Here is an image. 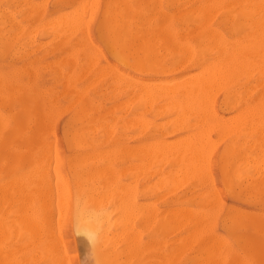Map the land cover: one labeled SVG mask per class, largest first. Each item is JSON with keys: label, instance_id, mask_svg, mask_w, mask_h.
<instances>
[{"label": "rangeland", "instance_id": "rangeland-1", "mask_svg": "<svg viewBox=\"0 0 264 264\" xmlns=\"http://www.w3.org/2000/svg\"><path fill=\"white\" fill-rule=\"evenodd\" d=\"M35 1H40V2H35ZM77 1L78 0H45L46 2L45 4L43 3L44 2L43 0H0V12L2 10V13H1L2 17L0 14V19H1L0 21V26H1L0 27V35H1L0 37L1 38L0 39V62H1L0 63V113L8 120V122H13V123L21 122V125L25 127V131L28 132L30 135L29 140L27 142L26 140L25 141L20 140V141L15 142L16 145L13 146V150L15 152L14 154L12 155H6L5 153L0 154V187L4 186L6 187V190L7 188L9 189L11 188V190L8 189L7 191L9 196L6 195L5 196L7 197L6 199L0 193V202H2V205L0 203L1 205L0 207V211H1L0 220L1 221L0 222L2 223L6 222L5 224H6V232H7L6 233L7 239L5 238L4 242H2L3 243L2 246H0V264H55V263L60 264V262L61 264L62 262L64 263L69 262L67 264H95L94 258L91 255V244L88 241V239L84 235L74 236L71 231L72 213L66 211L67 204H68L67 200L68 199L70 200V198H68L67 195H64L65 193L64 194L58 193L56 195H53V199L54 197L55 199L53 200L50 198L52 201L46 200L47 202L49 201L52 204L53 201L55 200L57 201L58 199L57 196H60V197L63 196L60 199L62 200L64 199L63 201H65L63 204L64 207H61L59 205L61 208H63V211L58 208L59 206L57 207V209H59V212L60 210L62 212V216H61L62 219L60 218L61 220L59 221L58 220L53 221L50 219L51 221H49L50 223L53 222L54 224H56L57 227H58L57 225L58 222L61 221L60 222L61 225L59 224L60 226L58 227L59 231L58 229H56L57 228L56 227L55 229L58 232H56L55 229L52 228V233H51L52 236L54 234L53 231L57 233L55 234L59 238L58 242L60 243H57V239L55 235V238L53 239L54 241H56V243H54L52 236H51L52 240L50 241L51 243H54V244H50V245L51 246L53 245L55 248H58V250H55V253H57L58 255L60 254V252L62 253L63 251V253L65 254H62V255L66 256V257L63 256L65 260L61 259L62 256L60 254L59 256L56 255L57 256L56 260H58L56 261L55 260L56 257L53 258L54 251L50 252L47 250L48 252L52 253L51 255H48L50 253H48L47 251L46 252L41 251L44 249L42 248L43 246L41 243L40 236L39 235L33 236L32 234H28L29 232L23 231V229L20 228L21 222L19 220L24 215V211H25L26 204H27L26 198H24L26 196V191H24L25 193H23L20 187L22 186L23 183L24 184L28 183L30 185L29 186L30 188L34 187L33 190H35L36 186H37L36 189L40 190L38 184L40 181L41 171H37V170L38 169L41 170V168L47 167V166H49L48 167L49 170L51 169L50 171L52 175L55 176V179L57 175L59 174L58 175L59 178L58 177L57 178L61 179L59 181H61L64 187L63 191L65 190L70 191L73 200H74L75 195L79 191L87 192L92 197L95 196V198L98 195L97 196L98 199L96 198V201L98 203L107 205L112 208L113 214L111 216L109 228L112 232L113 244L115 246L114 245H113L114 247L111 246V250L112 251L116 250L118 253H120L121 258L119 259L121 261V264H162V261H163V264H206V263L207 264H239V263L240 264H264V206H260V205H264V155H263L264 154V140H263L264 139V134H263L264 133V106L263 107L259 106L261 104L260 102H264V76L260 74L259 70L254 71V73L252 72L253 73L252 75L250 74L247 75L246 72L241 70V73L239 72L238 77L234 81H232V83L226 86L223 85L224 88L222 87V85L219 86V88L216 87L215 90L213 89L210 92L211 97H214L215 95L213 94L216 93L214 100L213 99L211 101L209 100V102L211 104L213 103L212 106L216 110L218 118L220 116L219 120L222 123H219V124L217 123L214 125L212 123H209V121H207L206 119L200 116L191 115L189 116L188 126L183 127V126L178 125V123L175 124L176 117L174 116L176 115L172 114V112H166V113L163 112L162 114L161 113L162 111L159 110L160 108H156V109L140 108L138 104V99L134 95V89H135L134 86L136 84V80L142 79V78L145 79L147 77L144 76L139 71H137L134 68V66L129 65L125 63L124 61H122V58H120V55L118 56L115 50H113L110 46V43H109L110 41H109L107 30H106V25L103 22H106V13L108 11H111L112 8L116 6L118 0H113V1L94 0L92 1V3L96 1V3H93L96 5H94L95 10L92 9L94 12L92 11L93 16L89 18L91 19L90 21L88 20L89 22L86 21L89 15L87 14V17H85L86 16L85 13H87L86 10L88 11V13L89 12L91 13V10H88V8L91 9L89 7L91 5L88 6L84 4L85 7L87 6L88 8L86 7L87 9L85 10V8L83 7L85 11H81V12L80 10H78L80 13H82L81 14L83 15L82 17H84V19H80V18L79 19L84 20L88 22L89 24L85 25L84 23L85 25L84 26L83 23L81 25L80 24L81 22H79V27L77 25H76L77 27L76 26L74 27L76 28L74 29L75 31L71 32V30L73 29L72 28L68 29V26H66V23H65L66 27L64 30L61 29V27H63V24L60 28H58L59 30L61 29L60 31H58L57 29L51 30L53 27L48 26L50 24L52 25L53 22L51 21L54 18L58 19L56 21H59L62 15L68 16L67 14L68 10L70 12L72 9L74 10V8L76 10L81 0H79L78 2ZM88 1L86 3L91 4V1L90 3H88ZM107 1H108V4H107ZM81 3H84V1L83 2L81 1ZM104 3L108 7L107 6L105 7ZM166 3H167V0H164V4ZM199 4L200 3H195V2L193 3V1L188 2V0H179L177 5L178 6L182 5L183 8H186V9L188 8L189 10L191 8L193 9L196 8ZM30 5H31V9H30ZM112 5L113 7H111ZM3 6H5V8ZM50 6L54 8H51ZM79 6H82V5H79ZM233 7H237V6H234L233 4L232 9ZM25 8L29 9L30 13ZM53 9L54 10L56 9V10L54 11ZM218 10L216 9L213 15V19H212L213 26L218 31L222 32V34L225 36V40L227 43L237 44L238 42V44H240L241 42H243V44H245V41L242 40L240 33L236 31L238 24L234 26V22L231 19L232 10H229L228 8H224L223 10L222 5L218 6ZM78 11L76 10L75 13L76 12L79 13ZM70 12H68L69 13L68 17H72L73 14L74 16L78 15L77 13L76 15L75 13L70 14ZM60 13H64V14L60 16ZM58 14L60 17L58 16ZM57 16L58 18H56ZM3 17L4 19H2ZM45 17H46V20H45ZM7 18H8V21H7ZM63 18L64 17L62 16V20ZM1 22L4 24L1 25L2 24ZM59 24H57L58 26L56 27H59L60 26ZM53 25H56V23ZM36 28H39V30ZM67 29L70 30L69 34H68ZM54 33L57 35V37L56 35H54ZM85 33H87V35ZM12 34H14L13 37H12ZM29 35H31L32 37ZM53 36H55V38ZM232 39H233V42H232ZM21 41H24V42H21ZM59 42L60 43L62 42L61 45L59 44ZM94 47L99 49V52L98 50H95L96 48ZM88 57L91 58V60L94 62L90 61ZM80 61L81 62L83 61V62L81 63ZM182 65L183 64L176 65V70L172 71V74L174 75H170L171 77L161 76L159 78H154L153 79L154 82L166 81L168 79H172L176 77H179V78H183L184 76L191 77L194 75V73L196 74V72L197 73L199 72V69L195 68L194 66L185 67L184 65L183 66ZM112 67H114L116 71H112V69L114 70V68ZM110 68L112 69L110 70ZM107 69H109L111 73L109 72V70L107 72ZM117 73H119V75ZM118 76L121 77L120 79L122 80H119ZM130 76L133 79H130ZM255 76H256V79H255ZM96 77L99 79H97ZM246 77L247 78L250 77V78L247 79V81H245ZM93 79L95 80L94 82H93ZM125 80H127V82H125ZM133 80L135 81L132 82ZM127 83L128 85H126ZM89 84H91L90 87L86 86ZM246 85L248 86V88ZM258 88H259V91H258ZM120 89L122 90V92L120 91ZM79 90L80 91L82 90V91L80 92ZM213 91L214 92L216 91V92L213 93ZM211 97H208V99H211ZM129 98L132 99L131 101L133 103H131ZM125 100L127 102H125ZM86 101L94 105L93 107L96 112H95V120L93 122H88V121L85 122L79 118L81 116L80 114L82 113V111L80 110ZM229 105L230 106L232 105L234 107H230ZM73 110L74 112L72 113ZM239 111H241L242 113L241 112L239 113ZM235 113L237 114L238 117L234 115ZM229 116L230 118L233 117L232 120L229 118ZM221 118H222V121H221ZM224 118H225V121L223 120ZM258 118L259 120H257ZM166 120H169L167 124H166ZM142 121L146 123L145 126H142L141 124H139V123H142ZM229 121L231 122V124ZM240 121H243L244 123L243 122L240 123ZM225 122L227 124L229 122V126L232 127L233 129L232 128H231L232 130L229 129L230 127L227 126ZM238 122L240 125H238ZM232 123L235 127L232 126ZM217 125L218 126L221 125V126L218 127ZM208 126L213 128L212 129L213 131L210 130ZM213 126H215L216 128ZM207 127L210 130V132L212 131L211 133L207 131L210 134L208 136H210L209 138L212 141V147L208 143V141L211 142L210 139L209 138L206 139L204 136L203 142H202L204 144L202 145H204L206 149L208 148V150L210 151V158H209V162L207 159H204L205 161L206 160L207 161L205 162L201 160V163L202 162L208 163L207 167L209 168H206V164H203V165L201 164V166H203L204 168L202 169V167H200V170L198 168V170L196 171L197 167H195L194 169L195 172H194V170L190 168V166H188L187 163H184L186 165H184L183 167L184 168L185 166L189 167L192 174L191 173L188 174V172L186 171L187 168L185 169V171L182 168L184 171V174H186L187 172L186 182L184 178H183L184 184L180 183L179 181L176 182V180H174L175 183L179 182L181 186L179 185L180 186L179 187L178 185H176L177 186V189H176L174 188L175 187V184H174L173 186L174 191L173 189H171L173 192L170 189H168L167 191L166 189L170 187L168 186L170 185L169 182H172L171 179H170L171 181H169V179L167 178L169 177V175H173L172 173H174L175 168L177 169L179 165L180 166L183 165V163H181L183 161L176 160L178 161L179 164L175 161L176 157L173 153H171L169 149L173 147L174 144L177 146L180 144V143L178 144L175 143L176 141L178 142L181 140V142H183L184 140H187V139L189 140L194 139V137H195L194 140H196L197 145L199 146L198 140L200 141V138H202L204 135L203 133H201L203 135H200V132L202 131V129H204V133H205L206 130H208ZM214 128L216 131L214 130ZM79 131H84L88 138L87 144L81 147L76 145V136H77L76 133H78ZM227 131H228V134H226ZM194 132H196V134ZM259 132L260 133L262 132L261 133L262 135ZM193 133L194 135H192ZM115 139L117 140L115 141ZM140 139H143V141H141ZM172 141H174L173 144H172ZM53 142H54V145H53ZM150 143L153 144L152 153H153L154 148L155 149L158 148L157 146L158 143H163V144L166 143L167 145L166 147H169V149L167 148V150L164 149L167 151L166 152L167 155L165 154L163 150L164 154L163 153L162 154L164 156H162L161 153L160 154L158 153L160 155L159 156L157 154L158 151L154 150L156 151V153H153L152 155H150L152 157L151 159L148 157L145 158L143 156L142 158H140L141 155L137 153V150L139 149V147L145 144H150ZM249 143L252 146H250ZM12 144L13 143H9V142L8 144L0 143V151L3 150L4 148L11 147ZM195 146L196 144L194 145V147ZM201 147L202 146H200V148ZM52 148H54V150ZM248 148H250V150H247ZM197 150H199V147L197 148ZM52 151H55L54 153L57 156V158L55 157ZM203 151H205L204 147H203ZM209 151L207 152V154H205L207 158L209 157L208 156ZM154 154H156L155 156H158V157L153 156ZM168 154L170 155L173 154L174 156L173 155L170 156ZM136 156L137 158H135ZM201 156H202V150H201ZM48 157H53L54 160L51 159V161L53 160L52 163L49 161L50 158ZM198 157H200V155ZM206 157L203 156V158H206ZM85 158H86V161L84 160ZM156 158L157 159L160 158V159L157 161ZM173 158H174V161H173ZM200 159H198L199 162L196 161L198 162V163H195L196 166L198 165L200 166ZM47 161L50 162L49 165ZM57 161H58V164L53 165L54 162L57 163ZM144 161L146 164L144 163ZM147 161L150 163H147ZM262 161H263V164H262ZM45 162H47V165ZM134 162H137V163H134ZM138 162L140 164H138ZM243 164H247V165H243ZM57 165H58V169L54 171V168L56 169ZM132 165L133 166L136 165L135 166L136 168L134 169L135 173L133 172ZM146 165L148 168L146 167ZM51 166H56V167L51 168ZM130 166L132 167L131 171H129ZM139 167H141L142 170ZM228 167H229V170H228ZM105 169H106V173H105ZM176 169L175 171L179 173V169L178 170ZM189 169L187 170L189 171ZM172 170L173 172H171ZM207 171L210 172L209 173L210 175H208ZM152 172L153 174H151ZM154 172H156V174ZM177 172H175L174 175ZM35 173L36 175H34ZM93 173H94V176H93ZM37 174L39 177L37 176ZM149 174L152 175V177ZM29 175H31V178ZM99 176H101L102 179H100L101 177L99 178ZM181 176H182V173L181 175L178 174L176 178L177 179L178 177L181 178ZM157 177H159V179L162 177L160 179V182ZM86 178L87 179L90 178V179L87 180ZM13 179L17 180L18 185L15 183ZM55 179L52 178V181L54 182L57 180ZM9 180L12 182H10ZM34 181H36L37 184H35ZM153 181H156L157 185ZM84 182L85 183L87 182V183L84 185L82 184ZM101 182L104 184H102ZM11 183H12V186H11ZM57 183L61 184L58 181H56L55 184ZM93 183H95V186ZM151 183L154 184L153 185L154 187L151 185ZM172 183L171 185H173ZM13 184L16 186H14ZM87 184L88 186H86ZM89 184H91V186H89ZM161 184H163L165 188L162 187L163 185L161 186ZM98 185L99 187L97 188ZM123 186H126V187H123ZM116 187H117V190H116ZM108 188H110V190ZM13 189H16V190H13ZM38 190H37V193L40 192ZM114 190H116L117 192ZM152 190H155V191H152ZM210 190H212V193L213 192H216V193L209 195L208 192H210ZM15 191L17 192L19 191V192L18 193L16 192L15 194ZM110 191L112 192V194ZM201 191H202V194H201ZM0 192H1V188H0ZM153 192H156V193H153ZM163 192H165L164 195H162ZM168 192L169 194H167ZM159 193L161 194L159 195ZM10 194H12V196ZM13 194H15L16 196H14ZM33 194H35L34 196H36V193H33ZM21 195H22V198L20 197ZM161 195L163 196V198ZM212 197H214L215 199H213ZM18 198L20 200H18ZM23 198L25 202L21 200ZM11 199H15L17 201L15 202L13 200L14 202H10ZM73 200L71 201L72 205H73ZM57 202L60 203L59 199ZM8 203H11V204H9V206L7 207ZM15 203H20V204H23V205L25 204V205L24 206L22 205L21 207L23 208H21L19 205ZM36 203H38V201ZM39 203H42L40 204L41 207H39ZM39 203L37 204V206L39 208H42L44 213H47L45 210H47V207L49 208L50 205L46 207V205L48 204L46 203L45 210H44L43 208L44 200H41V202ZM15 207H20L22 210L20 208H17L20 210H15L16 209ZM7 208L10 210L8 211ZM145 208H147V210ZM175 208H178L176 210H178L180 213L181 212L183 213L184 211L187 212V214H189L188 218H187V215H185V213L184 215L186 218L184 217V215L182 216V214L179 215L180 213L176 215L175 213L177 212H175ZM186 208H187V211L185 210ZM50 209L52 208L50 207ZM136 209L139 211H137ZM127 210L128 212L130 210L131 214L129 212V215H128ZM3 211L5 214L3 213ZM53 211H56V213L54 214L56 215L59 214L57 213L58 210H55V208H53ZM125 211L127 212V216L126 214H124ZM144 212L146 215L143 214ZM163 212H165V214ZM133 213L134 215H136V218H134ZM16 214L18 215L15 216ZM123 214L125 218L128 219L131 217V219L133 220H131V222L129 223L128 222L129 219L128 220L124 219ZM56 215H54L55 217L54 219H57ZM130 215H132L133 218ZM152 215L154 216L155 219L153 218ZM168 215L169 216L172 215L173 220H171V217H169ZM223 215L225 217H223ZM48 216L46 218L49 219V217L51 218V216L53 215H50L49 217ZM57 216H60V215H57ZM176 216H177V220H176ZM195 216H197L200 220L197 217L196 219H194ZM166 217L170 219H167ZM222 217L224 219H222ZM113 218L115 219L113 220ZM2 219H5V220H2ZM121 219H124V220H121ZM165 219L167 220V222L165 221ZM191 219H192V222L190 224L189 220ZM230 220H232L231 223H230ZM7 223H10V224H7ZM15 223L17 224V227L16 225H14ZM53 223L52 225L54 226ZM173 223L176 226L177 224L181 225V228L178 226L180 229L177 230V227H175V225H172ZM120 225H123L122 228ZM14 226L16 227V229ZM169 226L170 228H168ZM171 226H174V228ZM12 228L14 231L12 230ZM221 228L223 230H221ZM170 230H172L173 232L169 233ZM121 232L123 233V235ZM126 232L127 234H125ZM20 233L23 235L21 236ZM14 234H18V235L14 236ZM133 235L135 237L133 239H135L136 241V246L134 248V253H130V252H127V248H126L128 247L130 242H126V241H128V239L132 240ZM145 235H146V238H145ZM129 236L131 237L129 238ZM123 237L125 239H123ZM167 241L171 244L167 243ZM183 241H184V244H183ZM60 244L63 245L62 251H60ZM124 245H127V246L125 247ZM217 245L218 247L216 248ZM171 246L172 247L174 246V247L172 248ZM211 247L212 248L214 247L215 249L213 248L214 249L213 250ZM120 248L122 250L124 248L126 252L125 251L122 252ZM131 254L134 257L131 258L130 257ZM136 255H137V259H136Z\"/></svg>", "mask_w": 264, "mask_h": 264}, {"label": "bare ground", "instance_id": "bare-ground-1", "mask_svg": "<svg viewBox=\"0 0 264 264\" xmlns=\"http://www.w3.org/2000/svg\"><path fill=\"white\" fill-rule=\"evenodd\" d=\"M45 2V0H43ZM79 1V0H78ZM77 1V2H78ZM81 1L84 3H81ZM79 5H82V6H79L78 4V9L76 8V10H80L81 11H85L87 8L85 7V5H91L89 6L91 9L88 8V10H91V13L89 14L88 11L86 10L87 13L83 12L86 14L85 17H87V14L89 15V17H87L86 21H90L91 18L93 15L92 13L94 12L92 9L95 8L94 5L96 4H93V3H96L92 1L94 0H90L91 1V4H87L86 0H81ZM86 1V2H85ZM90 1H88V3H90ZM106 1V0H105ZM110 1V0H109ZM113 1V0H111ZM193 3H200L196 8H191L188 10V8H183L182 5L181 6H178V2L179 0H167V3L164 4V0H118L117 1V4L114 8H112L111 11H108L106 13V22H103L105 23L106 25V30H107V34H108V38H109V43H110V46L113 50H115V52L118 54V56L120 55V58H122V61H124L125 63L129 64V65H132L134 66V68L139 71L140 73H142L144 76H146L147 78L145 79H138L136 80V84H135V89H134V95L135 97L138 99V104L140 106V108H152V109H156V108H160L159 110H161L162 114L163 112L166 113V112H172V114H175L176 116V121H175V124L178 123V125L180 126H183V127H186L189 125V116L191 115H196V116H200L204 119H206L207 121H209V123H212V124H219V123H222L220 122L218 116H217V112L216 110L213 108L212 104L209 102V100L211 101L212 99L214 100V97L216 96V91L213 93V95H215L214 97H211V91L216 87L219 88V86L222 85H229L230 83H232V81H234L238 75H239V72L241 73V70L246 72V74H250L252 75L254 73V71L256 70H259L260 74L262 76H264V0H188V2H192ZM34 2V1H33ZM35 2H40V1H35ZM61 2V1H60ZM23 3V2H22ZM32 3V2H31ZM57 3V2H56ZM9 4V3H8ZM7 4V5H8ZM18 4V3H17ZM27 4V3H26ZM34 4V3H33ZM32 4V5H33ZM41 4V3H40ZM51 4V3H50ZM85 4V5H84ZM107 4H108V1H107ZM184 4V3H183ZM234 4V6H237V7H233L232 9V5ZM5 5V4H4ZM19 5V4H18ZM94 7H93V6ZM105 5V3H104ZM187 5V4H186ZM222 5L223 7V10L224 8H228L229 10H232L231 12V19L232 21L234 22V26H236L238 24V27L236 28V31L238 33H240L241 37H242V40L245 41V44H243V42H241L240 44H231V43H227L226 40H225V36L222 34V32L218 31L212 24V19H213V15H214V12L216 11V9L218 10V6ZM107 5H105L106 7ZM5 8V6H3ZM25 7V6H24ZM36 7V6H35ZM51 7V6H50ZM85 10H84V8ZM108 7V6H107ZM113 7V5L111 6ZM7 8V7H6ZM43 8V7H42ZM51 8H54V7H51ZM57 8V7H56ZM59 8V7H58ZM64 8V7H63ZM80 8V9H79ZM221 8V7H220ZM11 9V8H10ZM8 9V10H10ZM14 9V8H13ZM26 9V8H25ZM30 9H31V5H30ZM35 9V8H34ZM61 9V8H60ZM71 9V8H70ZM82 9V10H81ZM28 10V12L30 13L29 9H26ZM49 10V8H48ZM52 10V9H51ZM54 10V9H53ZM56 10V9H55ZM54 10V11H55ZM75 8L74 10L72 9L71 12L68 10V12H70V14L72 13H75ZM95 10V9H94ZM104 10V9H103ZM7 11V10H5ZM73 11V12H72ZM93 11V12H92ZM219 11V10H218ZM51 12V11H50ZM67 12L68 16H69V13ZM79 12V11H78ZM77 13L78 15L77 16H73L72 17H68V16H65V15H62L64 13H60V16L62 15L64 18L63 20L66 19L63 21L62 20V16L60 17L59 14L58 16L60 17L59 21H56L58 19H53L51 22L52 25H48V26H51L53 27L51 30H55L57 29L58 31H60L61 29H65L66 26H68V29L72 28L73 30L72 31H75L74 28L76 25L79 27V22H81L80 24L85 25L86 24H89L88 22L84 21V20H80V19H84V17H82L83 15H81L82 13ZM2 13V10L0 12V14ZM40 13V12H39ZM75 13V15H76ZM224 13V12H223ZM4 14V13H3ZM57 14V13H56ZM66 14V13H65ZM6 15V14H5ZM81 15V17H80ZM216 15V14H215ZM36 16V15H35ZM39 16V15H37ZM54 16V15H53ZM58 16L56 18H58ZM71 16V15H70ZM79 16V17H78ZM1 17H2V14H1ZM49 17V16H47ZM68 17V18H67ZM21 18V17H20ZM80 18V19H79ZM226 18V17H224ZM4 19V17L2 18ZM17 19V17H16ZM30 20V19H29ZM34 20V19H33ZM45 20H46V17H45ZM50 20V19H49ZM56 22H55V21ZM80 20V21H79ZM1 21V19H0ZM7 21H8V18H7ZM31 21V20H30ZM34 22V21H33ZM56 25H53L55 24ZM2 23V22H1ZM11 23V22H9ZM42 23V22H41ZM61 23V24H59ZM65 23H66V26H65ZM78 23V24H77ZM4 23H2L1 25H3ZM23 24V23H22ZM32 24V23H31ZM46 24V23H45ZM57 24H59L60 26L59 27H56L58 26ZM63 24V27H61ZM68 24V25H67ZM9 25V24H7ZM84 25V26H85ZM6 26V25H5ZM71 26V27H69ZM76 26V27H77ZM1 27V26H0ZM9 27V26H8ZM6 27V28H8ZM17 27V26H16ZM61 29L59 30L58 28ZM87 27V26H86ZM5 28V29H6ZM20 28V27H19ZM45 28V26H44ZM17 29V28H16ZM15 29V30H16ZM34 29V28H33ZM39 30V28H36ZM68 34H69V31L68 30ZM86 29V28H85ZM104 29V28H103ZM78 30V29H77ZM84 30V29H83ZM81 31V30H80ZM35 32V31H34ZM33 32V33H34ZM53 32V31H52ZM66 32V31H65ZM77 32V31H76ZM86 32V31H84ZM106 32V31H105ZM14 33V32H13ZM29 33V32H28ZM64 33V32H63ZM74 33V32H73ZM87 35V33H85ZM14 34H12V37H13ZM34 35V34H33ZM54 35H56L54 33ZM64 35V34H63ZM106 35V34H105ZM7 36V35H5ZM22 36V35H21ZM31 36V35H29ZM1 37V35H0ZM15 37V36H14ZM20 37V36H19ZM32 37V36H31ZM30 37V38H31ZM55 38V36H53ZM57 37V35H56ZM11 38V37H10ZM1 39V38H0ZM10 40V39H9ZM15 40V39H14ZM28 40V39H27ZM12 41V40H11ZM21 42H24V41H21ZM32 42V41H31ZM48 42V41H47ZM232 42H233V39H232ZM18 43V42H17ZM38 43V42H37ZM40 43V42H39ZM62 43V42H61ZM61 43L59 42V44L61 45ZM75 43V42H74ZM41 44V43H40ZM72 44V43H71ZM18 45V44H17ZM93 45V44H92ZM17 47V46H16ZM96 48V47H94ZM93 49V48H92ZM95 50H98L99 52V49H95ZM63 51V50H62ZM51 52V51H50ZM121 52V53H119ZM95 53V52H94ZM101 53V52H100ZM11 56V55H10ZM69 56V55H68ZM90 56V55H89ZM13 58V57H12ZM15 58V57H14ZM89 58V57H88ZM32 59V58H31ZM95 59V58H94ZM34 60V59H33ZM90 61L91 58H89ZM54 61V60H53ZM9 62V61H8ZM24 62V60H23ZM81 62V61H80ZM83 62V61H82ZM81 62V63H82ZM94 62V61H92ZM91 62V63H92ZM1 63V62H0ZM7 63V62H5ZM20 63V62H19ZM18 63V64H19ZM17 64V65H18ZM181 65L183 64L185 67H191V66H194L195 68L199 69V72L196 74L194 73L193 76L191 77H183V78H179V77H176V78H172V79H168L166 81H159V82H154V78H159L161 76H164V77H171L170 75H174L172 74V71L176 70V65ZM16 65V66H17ZM182 65V66H183ZM14 66V65H13ZM112 66V65H111ZM109 66V67H111ZM21 67V66H20ZM180 67V66H179ZM92 68V67H91ZM90 68V69H91ZM114 68V67H112ZM110 68V70L112 69ZM57 69V68H56ZM178 69V68H177ZM103 70V69H102ZM109 69H107V72H108ZM109 70V72L111 73V71ZM112 71H116L115 68L114 70L112 69ZM105 72V71H104ZM119 72V71H117ZM253 72V73H252ZM99 73V72H98ZM114 73V72H113ZM112 73V74H113ZM102 74V73H101ZM109 74V73H108ZM119 75V73H117ZM100 75V74H99ZM98 75V76H99ZM114 75V74H113ZM116 75V74H115ZM124 75V74H123ZM105 76V75H104ZM126 76V75H125ZM179 76V75H178ZM190 76V75H189ZM241 76V75H240ZM101 77V76H100ZM119 77V76H118ZM117 77V78H118ZM129 77V76H128ZM261 77V76H260ZM97 78V77H96ZM95 78V79H96ZM116 78V79H117ZM121 77H119V80H122L120 79ZM126 78V77H125ZM250 77H246V80L249 79ZM99 79V78H97ZM130 79H133L131 78L130 76ZM255 79H256V76H255ZM259 79V78H257ZM113 80V79H112ZM115 80V79H114ZM118 80V81H119ZM135 80H133L132 82H134ZM63 81V80H62ZM92 81V80H91ZM95 80L93 79V82ZM257 81V80H256ZM255 81V82H256ZM90 82V81H89ZM113 82V81H112ZM125 82H127V80H125ZM88 83V82H87ZM91 83V82H90ZM115 83V82H114ZM235 83V82H234ZM243 83V82H242ZM254 83V82H253ZM95 84V83H94ZM101 84V83H100ZM133 84V83H132ZM131 84V86H132ZM256 84V83H255ZM91 84L89 85H86L88 87H90ZM128 85V83L126 84ZM125 85V86H126ZM247 86V85H246ZM245 86V87H246ZM253 86V85H252ZM243 87V88H245ZM250 87V85H249ZM124 88V87H123ZM126 88V87H125ZM224 88V87H223ZM222 88V89H223ZM248 88V86H247ZM122 89V88H121ZM120 89V91L122 92V90ZM221 89V90H222ZM251 89V87H250ZM257 89V88H256ZM110 90V89H109ZM117 90V89H116ZM229 90V89H228ZM80 91V90H79ZM82 91V90H81ZM80 91V92H81ZM233 91V90H232ZM235 91V90H234ZM246 91V90H245ZM258 91H259V88H258ZM225 92V91H224ZM243 92V91H241ZM247 92V91H246ZM77 93V92H76ZM230 93V92H229ZM80 94V93H79ZM226 94V93H225ZM233 94V93H232ZM246 94V93H245ZM210 95V96H209ZM229 95V94H228ZM243 95V94H242ZM241 95V97H242ZM233 96V95H232ZM72 97V96H71ZM76 97V96H75ZM134 97V96H133ZM208 97H211V99H208ZM230 97V96H229ZM79 98V97H78ZM131 98V97H130ZM129 98V99H130ZM53 99V98H52ZM51 99V101H52ZM127 99V98H126ZM134 99V98H133ZM222 99V98H220ZM49 100V99H48ZM124 100V99H123ZM132 99H130L131 101ZM129 101V102H130ZM258 101V100H257ZM84 102V101H83ZM125 102H127L125 100ZM221 102V101H220ZM124 103V102H123ZM131 103H133L131 101ZM219 103V102H218ZM261 104L259 106L263 107L264 106V102H260ZM257 104V103H255ZM259 104V103H258ZM72 105V104H71ZM121 105V104H120ZM126 105V104H125ZM79 106V105H77ZM89 106V107H88ZM94 105L88 101H86L84 103V105L82 106L81 110L82 113L78 116L82 121H88V122H93L95 120V110H94ZM129 106V105H128ZM230 106V105H229ZM258 106V107H259ZM67 107V106H66ZM81 107V106H80ZM230 107H234V106H230ZM236 107V106H235ZM260 107V108H261ZM77 108V107H75ZM123 108V107H122ZM241 109V108H240ZM76 110V109H75ZM112 110V109H111ZM259 110V109H258ZM257 110V111H258ZM263 110V109H262ZM79 111V112H80ZM107 111V110H106ZM132 111V110H131ZM148 111V110H147ZM255 111V110H254ZM261 111V110H260ZM74 112V110L72 111V113ZM78 112V111H77ZM136 112V111H135ZM140 112V111H139ZM158 112V110H157ZM241 111H239L240 113ZM106 113V112H105ZM124 113V112H123ZM160 113V112H159ZM160 113V114H161ZM238 113V112H237ZM242 113V112H241ZM255 113V112H254ZM71 114V113H70ZM142 114V113H141ZM231 115V114H230ZM235 116H237V114L235 113L234 114ZM244 115V114H243ZM263 115V114H262ZM73 117V116H72ZM163 117V116H162ZM238 117V116H237ZM243 117V116H242ZM246 117V116H245ZM67 118V117H66ZM126 118V117H125ZM129 118V117H128ZM169 118V117H168ZM173 118V117H172ZM171 118V119H172ZM227 118V117H225ZM225 118L223 119L225 121ZM230 118V116H229ZM233 118V117H232ZM232 118H230L232 120ZM244 118V117H243ZM262 118V117H261ZM229 119V120H230ZM263 119V118H262ZM132 120V119H131ZM134 120V119H133ZM153 120V119H152ZM170 120V119H169ZM169 120H166V124L169 122ZM241 120V119H240ZM259 120V118L257 119ZM75 121V120H73ZM135 121V120H134ZM200 121V120H199ZM221 121H222V118H221ZM228 121V120H227ZM237 121V120H236ZM256 121V120H255ZM261 121V120H260ZM137 122V121H136ZM135 122V123H136ZM157 122V121H156ZM201 122V121H200ZM230 122V121H229ZM229 122L227 124V126H229ZM243 121H240V123H242ZM102 123V122H101ZM120 123V122H119ZM118 123V124H119ZM129 123V122H128ZM153 123V122H152ZM198 123V122H197ZM202 123V122H201ZM224 123V122H223ZM234 123V122H233ZM232 123V126L235 127ZM244 123V122H243ZM251 123V122H250ZM104 124V123H103ZM122 124V123H121ZM120 124V125H121ZM127 124V123H126ZM130 124V123H129ZM141 124L142 126H145L146 123L144 121H142V123H139ZM161 124V122H160ZM159 124V125H160ZM174 124V125H175ZM231 124V122H230ZM246 124V123H245ZM256 124V123H255ZM254 124V125H255ZM259 124V123H258ZM137 125V124H136ZM135 125V126H136ZM140 125V126H141ZM176 125V126H178ZM196 125V124H195ZM194 125V126H195ZM198 125V124H197ZM238 125L239 122H238ZM242 125V124H241ZM250 125V124H248ZM104 126V125H103ZM138 126V127H140ZM152 126V125H151ZM211 126V125H210ZM210 126H208L210 128V130H212L213 128H211ZM218 126V125H217ZM221 126V125H220ZM218 126V127H220ZM223 126V125H222ZM225 126V124H224ZM263 126V124H262ZM107 127V125H106ZM161 127V126H160ZM207 127V129H208ZM215 127V126H213ZM230 127V126H229ZM244 127V126H243ZM254 127V126H253ZM216 128V127H215ZM214 128V130H215ZM232 127H230L229 129H231ZM240 128V126H239ZM245 128V127H244ZM248 128V127H247ZM252 128V127H251ZM258 128V126H257ZM176 129V128H175ZM233 129V128H232ZM231 129V130H232ZM242 129V128H241ZM88 130V129H87ZM206 130V129H205ZM210 130H206V132L204 133V129H202V131L200 132V135H203L202 138H200V141L198 140V143H199V146L197 145V142L194 137V139H187V140H184L183 142L180 141H176L175 143H180L178 146L174 144V146L172 145L174 141H172V146L170 149L169 147H166V143H158V148L154 150L158 151L157 154L161 153L162 156H164L163 154V150L167 148L171 151V153H173L175 155V161L176 160H179V161H183L181 163H183V165H179V167H177L176 170L179 169V173L177 171H175L174 169V173L177 172L175 175L174 173H172L173 175H169V177L167 179H169V181L172 180V182H169L170 186L169 188H167L166 190L168 191V189H173L174 191V188L177 189V186L176 185H180V183H183L184 184V180L183 178L185 179V182H186V177H187V172L188 174L191 173V170L189 169V167L185 166V168L183 167L184 163H187L188 166H190V168H192L193 170L195 169V167H197L196 171L200 170V167H202V169L204 168L203 166H201V164H206V168H209L207 167L208 163H201V160L202 161H205L204 159H207L208 162H209V158H210V151L208 150V148L206 149V147L202 144L203 142V138L205 136V138H209L210 135L208 132H210ZM251 130V129H250ZM86 131V130H85ZM141 131V129H140ZM208 131V132H207ZM213 131V130H212ZM211 131V132H212ZM216 131V130H215ZM234 131V130H233ZM237 131V130H236ZM254 131V130H253ZM110 132V131H109ZM210 132V133H211ZM222 132V131H220ZM231 132V131H230ZM244 132V131H243ZM250 132V131H249ZM196 134V132H194ZM194 133L192 135H194ZM203 133V134H201ZM226 133V132H225ZM260 133V132H259ZM262 133V132H261ZM260 133V134H261ZM27 134V135H25ZM77 136H76V145H78L79 147L87 144L88 142V138H87V135L85 134L84 131H79L78 133H76ZM130 134V133H129ZM228 134V131L227 133ZM230 134V133H229ZM248 134V133H247ZM264 134V133H263ZM54 135V134H53ZM92 135V134H91ZM103 135V134H102ZM108 135V134H107ZM111 135V134H110ZM127 135V134H126ZM207 135V136H206ZM262 135V134H261ZM196 136V135H195ZM29 133L25 131V127H23V125H21V122H8V120L0 113V143L1 144H8L9 143H13L11 147L9 148H4L3 150L0 151V154L2 153H5L6 155H12L14 154V150H13V146L16 145V141H20V140H23L26 142L29 140ZM95 137V136H94ZM226 137V135H225ZM181 138V137H180ZM198 138V136H197ZM196 138V139H197ZM220 138V137H219ZM263 138V137H262ZM210 139V138H209ZM208 139V140H209ZM117 139H115L116 141ZM136 140V139H135ZM141 141H143V139H140ZM147 140V139H146ZM202 140V141H201ZM222 140V139H221ZM235 140V139H234ZM257 140V139H256ZM264 140V139H263ZM54 141V140H53ZM211 141V139H210ZM100 142V141H99ZM216 142V140H215ZM221 142V141H220ZM252 142V141H251ZM263 142V141H262ZM101 143V142H100ZM141 143V142H140ZM157 143V142H156ZM208 143L210 144V146L212 147V141ZM52 144V143H51ZM134 144V143H133ZM137 144V143H136ZM196 144V146L194 147V145ZM201 144V145H200ZM250 144V143H249ZM53 145H54V142H53ZM89 145V144H88ZM132 145V144H131ZM52 146V145H50ZM153 144H145L141 147H139V149L137 150V153H139V155H141L140 158L143 157H148V158H152L150 155H152L153 153H156V151L153 150V153H152V147ZM200 146H202L200 148ZM229 146V145H228ZM243 146V145H242ZM250 146H252L250 144ZM54 147V146H52ZM78 147V148H79ZM199 147V150H197V148ZM203 147L205 148V151H203ZM230 147V146H229ZM45 148V147H44ZM196 148V149H194ZM231 148V147H230ZM233 148V147H232ZM240 148V147H239ZM251 148V147H250ZM250 148H248L247 150H250ZM54 150V148H52ZM159 149V150H158ZM161 150V152H160ZM166 150H164L165 154H166ZM201 150H202V156H201ZM238 150V149H237ZM126 151V150H125ZM195 151V152H194ZM197 151V152H196ZM199 151V152H198ZM209 151V157L207 158L205 154H207V152ZM53 154L55 155V151H52ZM132 152V151H131ZM248 152V151H247ZM128 153V152H127ZM163 153V154H162ZM198 153V155H197ZM204 153V154H203ZM17 154V153H16ZM43 154V153H42ZM66 154V153H65ZM105 154V152H104ZM109 154V153H108ZM158 154V155H159ZM172 154V155H173ZM195 154V155H194ZM51 155V154H50ZM48 155V156H50ZM156 154H154L153 156H155ZM167 155V154H166ZM165 155V156H166ZM170 155V154H168ZM170 155V156H172ZM173 155V156H174ZM200 155V157H198ZM264 155V154H263ZM44 156V155H43ZM96 156V155H94ZM101 156V155H100ZM160 156V155H159ZM206 157V158H203ZM54 157V156H53ZM53 157H48L50 158L49 161L52 163L53 162ZM55 157L57 158V156L55 155ZM155 157H158V156H155ZM197 157V158H196ZM245 157V156H244ZM10 158V157H9ZM47 158V159H48ZM87 158V157H86ZM86 158L84 159L86 161ZM92 158V157H90ZM117 158V157H116ZM124 158V157H123ZM137 158V156L135 157ZM167 158V157H166ZM170 158V157H169ZM174 158H173V161H174ZM51 159H53L51 161ZM97 159V158H96ZM113 159V158H112ZM139 159V158H138ZM157 159V158H156ZM155 159V160H156ZM160 159V158H159ZM157 159V161L159 160ZM165 159V158H163ZM198 159H200V166H196L195 163H198ZM262 159V158H261ZM11 160V159H10ZM81 160V159H80ZM88 160V159H87ZM116 160V159H115ZM126 160V159H125ZM148 160V159H147ZM206 160V161H207ZM263 160V159H262ZM8 161V160H7ZM40 161V160H39ZM76 161V160H75ZM78 161V159H77ZM82 161V160H81ZM91 161V160H90ZM89 161V162H90ZM95 161V160H94ZM107 161V160H105ZM163 161V160H162ZM171 161V160H170ZM198 161V162H196ZM205 161V162H206ZM256 161V160H255ZM260 161V160H259ZM48 162V161H47ZM47 162L46 165H47ZM50 162H48V165L50 164ZM97 162V161H96ZM118 162V161H117ZM142 162V161H141ZM161 162V161H160ZM178 163V161H176ZM227 162V161H226ZM254 162V161H253ZM11 163V162H10ZM26 163V162H25ZM75 163V162H74ZM77 163V162H76ZM81 163V162H79ZM85 163V162H84ZM134 163H137V162H134ZM145 163V161H144ZM147 163H150L147 161ZM166 163V161H165ZM170 163V162H169ZM173 163V162H172ZM180 163V164H181ZM225 163V162H224ZM246 163V162H245ZM251 163V162H250ZM261 163V162H260ZM40 164V163H39ZM58 164V161L57 163L54 162L53 165H56ZM94 164V162H93ZM117 164V163H116ZM138 164H140L138 162ZM137 164V165H138ZM146 164V163H145ZM144 164V165H145ZM161 164V163H160ZM179 164V163H178ZM177 164V165H178ZM252 164V163H251ZM262 164H263V161H262ZM143 165V164H141ZM149 165V164H148ZM155 165V164H154ZM159 165V164H157ZM243 165H247V164H243ZM126 166V165H125ZM129 166V165H128ZM136 165H132L133 167V172H134V169L136 168L135 167ZM161 166V165H160ZM172 166V165H170ZM37 167V166H36ZM49 166L47 167H43L41 168V170H36L37 171H41L40 172V181H39V188L40 190L36 189L35 187V190L34 187L30 188L29 184L26 183V184H22V186L20 187V189L22 190L23 193H25L24 191H26V196L24 198H26V208H25V211H24V215L20 218V228L23 229V231H26V232H29L28 234H32L33 236L34 235H39L40 238H41V243H42V248L44 250H41V251H54L53 253V258H55V260L57 259V256H59L61 254V259H64V257H66L65 255H62V254H65L63 253L62 251V247L63 245L60 244V251H62V253L60 252V254L58 255L57 253H55V250H58V248H55L53 245L51 246L50 244H54L56 243V241H54L53 238H55V235L57 234L56 232L59 231L58 227L61 225L60 222H58L59 220H61V216H62V212L61 210L63 211V208L61 207H64V202L62 199L63 196H57L58 199H59V202L62 203H58V199L57 201H53V203L51 204V202H47L46 200H50L52 201L51 199H53V195H56L58 193H65L64 195H67L68 198H70V200L68 199L67 200V208H66V211L67 212H70L72 213V196H71V193L70 191H63V185L61 183V179H58L59 178V174L57 175L56 179H55V176L52 175L51 173V169L49 170L48 169ZM52 167H56V166H51ZM88 167V166H87ZM91 167V166H90ZM123 167V166H122ZM132 167L130 166V170H132ZM138 167V166H137ZM145 167V166H144ZM147 167V165H146ZM162 167V166H161ZM72 168V167H71ZM85 168V167H83ZM98 168V167H97ZM141 168V167H139ZM148 168V167H147ZM156 168V167H155ZM181 168V169H180ZM185 169H189V171L186 169V174H184V171ZM58 169V165L56 167V169L54 168V171H56ZM35 170V172H36ZM102 170V169H101ZM104 170V169H103ZM138 170V168H137ZM135 170V171H137ZM142 170V168H141ZM153 170V169H152ZM159 170V169H158ZM208 170V169H207ZM228 170H229V167H228ZM108 171V169H107ZM168 171V170H166ZM183 171V172H181ZM30 172V171H28ZM74 172V171H73ZM151 172V171H150ZM173 172V170L171 171ZM182 173V176L181 178L178 177V179L176 178V176H178V174L181 175ZM195 172V170H194ZM202 172V171H201ZM105 173H106V169H105ZM135 173V172H134ZM147 173V172H145ZM156 174V172H154ZM159 173V172H158ZM157 173V174H158ZM199 173V172H198ZM203 173V172H202ZM208 175H210L209 171H207ZM254 173V172H253ZM28 174V173H27ZM26 174V175H27ZM31 174V173H30ZM101 174V173H100ZM99 174V175H100ZM133 174V173H132ZM153 174V172L151 173ZM192 174V173H191ZM20 175V174H19ZM25 175V176H26ZM36 175V173L34 174ZM55 175V173H54ZM68 175V174H67ZM91 175V174H90ZM130 175V174H129ZM150 175V174H149ZM163 175V174H162ZM165 175V174H164ZM207 175V174H206ZM4 176V174H3ZM23 176V175H22ZM30 178H31V175H29ZM38 176V174H37ZM36 176V177H37ZM53 176V177H52ZM89 176V175H88ZM93 176H94V173H93ZM102 176V175H101ZM99 176V178L101 177ZM148 176V175H147ZM152 177V175H150ZM166 176V175H165ZM164 176V177H165ZM174 178H173V177ZM39 177V176H38ZM37 177V178H38ZM69 177V176H68ZM91 177V176H90ZM172 177V178H171ZM204 177V176H203ZM211 177V176H210ZM52 178H54L56 181H58L59 183L61 184H55L56 181H52ZM67 178V177H66ZM93 178V177H92ZM150 178V177H148ZM159 179V177H157ZM156 178V179H157ZM162 178V177H161ZM160 178V179H161ZM24 179V178H23ZM35 179V178H34ZM33 179V180H34ZM69 179V178H68ZM87 179V178H86ZM90 179V178H88ZM87 179V180H88ZM102 179V177L100 178ZM160 179H159V182H160ZM171 179V180H170ZM12 180V179H11ZM14 180V179H13ZM22 180V179H21ZM28 180V179H27ZM75 180V179H74ZM96 180V179H95ZM155 180V179H154ZM166 180V179H165ZM174 180L179 181L178 183H175ZM182 180V181H181ZM189 180V179H188ZM187 180V181H188ZM247 180V179H246ZM10 181V180H9ZM15 183L18 185L17 183V180H14ZM70 181V180H69ZM76 181V180H75ZM93 181V180H92ZM152 181V180H151ZM12 182V181H10ZM22 182V181H21ZM35 184L36 181H34ZM81 182V181H80ZM103 182V181H102ZM101 182V183H102ZM105 182V181H104ZM111 182V181H110ZM114 182V181H113ZM155 184H156V181H153ZM162 182V180H161ZM164 182V181H163ZM77 183V182H76ZM87 183V182H86ZM85 182L82 183V184H86ZM100 183V182H99ZM158 183V181H157ZM166 183V181H165ZM171 183L173 185H171ZM236 183V182H235ZM10 184V183H9ZM79 184V182H78ZM94 186H95V183H93ZM104 184V183H102ZM106 184V183H105ZM135 184V183H134ZM175 184V187L173 188ZM211 184V183H210ZM14 185V184H13ZM20 185V184H19ZM116 185V184H115ZM151 185L153 186L154 184L151 183ZM150 185V186H151ZM157 185V184H156ZM160 185V184H159ZM158 185V186H159ZM163 184H161L162 186ZM166 185V184H165ZM203 185V184H202ZM11 186H12V183H11ZM10 186V187H11ZM16 186V185H14ZM80 186V185H79ZM82 186V185H81ZM88 186V184L86 185ZM89 186H91V184H89ZM93 186V187H94ZM121 186V185H120ZM119 186V187H120ZM149 186V187H150ZM179 186V187H180ZM199 186V185H198ZM211 186V185H210ZM77 187V186H76ZM99 187V185L97 186V188ZM122 187V186H121ZM123 187H126V186H123ZM154 187V186H153ZM160 187V186H159ZM158 187V189H159ZM162 187L165 188V186L163 185ZM167 187V186H166ZM172 187V188H171ZM1 195H3L4 197L6 195L9 196V194L7 193L8 189L6 190V187L4 186H1ZM18 188V187H17ZM83 188V187H82ZM81 188V189H82ZM88 188V187H87ZM92 188V187H90ZM101 188V187H100ZM213 188V187H212ZM211 188V189H212ZM243 188V186H242ZM19 189V190H20ZM96 189V188H95ZM110 190V188H108ZM152 189V187H151ZM162 189V188H161ZM175 189V190H176ZM214 189V188H213ZM260 189V188H259ZM11 190V188L9 189ZM13 190H16V189H13ZM37 190L40 191L39 193H37ZM91 190V189H90ZM103 190V189H102ZM116 190H117V187H116ZM114 190V191H116ZM156 190V189H155ZM155 190H152V191H155ZM169 190V191H170ZM193 190V189H192ZM191 190V191H192ZM62 191V192H61ZM89 191V190H87ZM97 191V190H96ZM106 191V190H105ZM113 191V189H112ZM151 191V192H152ZM159 191V190H158ZM172 191V190H171ZM170 191V192H171ZM172 191V192H173ZM230 191V190H229ZM236 191V190H235ZM17 191H15V194H16ZM19 192V191H18ZM17 192V193H18ZM78 192V191H77ZM81 192V191H79ZM78 192V193H79ZM111 192V191H110ZM117 192V191H116ZM150 192V193H151ZM33 193H36V196H34L35 194ZM99 193V191H98ZM107 193V192H106ZM153 193H156V192H153ZM209 195L213 194V193H216V192H213L212 193V190H210V192H208ZM15 194H13L14 196H16ZM21 194V193H20ZM62 194V195H63ZM102 194V192H101ZM109 194V192H108ZM107 194V195H108ZM112 194V192H111ZM161 193H159L160 195ZM165 192L162 193V195H164ZM169 194V192L167 193ZM178 194V193H177ZM200 194V193H198ZM201 194H202V191H201ZM238 194V193H237ZM12 196V194H10ZM97 195V194H96ZM100 195V194H99ZM121 195V194H120ZM161 195V196H162ZM196 195V194H195ZM13 196V197H14ZM98 196V195H97ZM96 196V198H97ZM110 196V195H109ZM115 196V195H114ZM150 196V195H149ZM156 196V195H155ZM160 196V197H161ZM194 196V195H193ZM197 196V195H196ZM217 196V195H216ZM214 196V197H216ZM257 196V195H256ZM261 196V195H260ZM22 198V195L20 196ZM94 199L96 200L95 196H93ZM101 197V196H100ZM113 197V196H112ZM199 197V195H198ZM214 197H212L213 199H215ZM7 197H5L6 199ZM9 198V197H8ZM21 199L23 202H25V200ZM51 198V199H50ZM104 198V196H103ZM110 198V197H109ZM115 198V197H114ZM163 198V196H162ZM189 198V197H188ZM210 198V196H209ZM3 199V198H2ZM4 199V200H5ZM10 199V198H9ZM8 199V200H9ZM55 199V197H54ZM53 199V200H54ZM72 199V200H71ZM98 199V198H97ZM184 199V198H183ZM182 199V200H183ZM12 200V201H11ZM10 202H16L17 200L15 199H11ZM14 200V201H13ZM18 200H20L18 198ZM41 200H44V203H43V208L45 210V205L46 203H48L46 205V207L48 205L49 208L47 207V210H45L47 213H44V211L42 210V208H39L41 207L40 204L42 203H39L41 202ZM61 200V201H60ZM155 200V199H154ZM174 200V199H172ZM181 200V201H182ZM203 200V199H202ZM2 201V200H1ZM38 201L39 203V207L37 206L38 203H36ZM100 201V199H99ZM123 201V200H122ZM178 201V200H177ZM262 201V200H261ZM9 202V201H8ZM55 202V203H54ZM175 202V201H174ZM1 205H2V202H0ZM127 203V202H126ZM131 203V201H130ZM129 203V204H130ZM5 204V203H4ZM9 204L11 203H8L7 204V207L9 206ZM17 205H19L20 207L23 205V204H20V203H15ZM55 206H54V205ZM57 204V206H56ZM0 205V207H1ZM6 205V204H5ZM25 205V204H24ZM23 205V206H24ZM53 205V206H51ZM61 207H60V206ZM159 205V204H158ZM167 205V204H166ZM59 206V207H58ZM66 206V204H65ZM127 206V205H126ZM136 206V205H135ZM206 206V205H205ZM209 206V205H208ZM256 206V205H255ZM260 206H264V205H260ZM15 207L16 209L15 210H20L21 208L23 207ZM50 207L52 209H50ZM57 207L60 210L59 212V209H57ZM131 207V206H130ZM134 207V205H133ZM4 208V207H3ZM17 208H20V209H17ZM53 208H55V210H58L57 215H60V216H57L56 214V211H53ZM179 208V207H178ZM178 208H175V213L176 215L178 213H180L178 210ZM181 208V207H180ZM194 208V207H193ZM259 208V206H258ZM5 209V208H4ZM8 209V208H7ZM12 209V208H11ZM50 209V210H49ZM118 209V208H117ZM122 209V208H120ZM147 210V208H145ZM150 209V208H149ZM153 209V208H151ZM162 209V208H160ZM166 209V208H165ZM184 209V208H183ZM10 209H8L9 211ZM22 210V209H21ZM119 210V209H118ZM131 210V209H130ZM129 210L130 214H131V211ZM137 210V209H136ZM173 210V209H172ZM187 211V208L185 209ZM14 211V209H13ZM122 211V210H121ZM133 211V209H132ZM139 211V210H137ZM158 211V210H157ZM171 211V210H170ZM184 211V210H182ZM261 211V210H260ZM1 212V211H0ZM11 212V211H10ZM21 212V211H20ZM50 212V213H49ZM52 212V214H51ZM128 212V210H127ZM127 212L125 211L124 214H126L127 216ZM129 212H128V215H129ZM156 212V211H155ZM168 212V211H167ZM195 212V211H194ZM4 213V211H3ZM2 213V215H3ZM18 213V211H17ZM61 213V214H60ZM138 213V212H137ZM162 213V212H161ZM165 214V212H163ZM172 213V212H171ZM174 213V212H173ZM187 215V218H188V215L187 212H181L179 215L182 214V216L184 215ZM227 213V212H226ZM225 213V214H226ZM5 214V213H4ZM20 214V213H19ZM22 214V213H21ZM123 214V216H124ZM145 214V212L143 213ZM150 214V212H149ZM154 214V213H152ZM170 214V213H169ZM192 214V213H191ZM195 214V213H194ZM204 214V213H203ZM224 214V215H225ZM18 214H16L15 216H17ZM49 215H53L51 216V218L49 217L46 218L47 216ZM54 215H56V218L57 219H54ZM134 215V213H133ZM146 215V214H145ZM163 215V214H162ZM167 215V213H166ZM173 215V214H172ZM172 215H168L169 217H171V220H173V217ZM184 215V217H185ZM223 215V217H225ZM13 216V214H12ZM21 216V215H20ZM121 216V214H120ZM132 216V215H130ZM151 216V214H150ZM153 216V215H152ZM175 216V215H174ZM227 216V215H226ZM5 217V216H3ZM2 217V218H3ZM53 217V218H52ZM129 217V216H128ZM144 217V216H142ZM146 217V216H145ZM191 217V216H190ZM189 217V218H190ZM197 216H195L194 219H196ZM222 217V219H224ZM16 218V217H15ZM61 218V219H60ZM119 218V217H118ZM121 218V217H120ZM123 218V217H122ZM133 218V216H132ZM134 218H136V215H134ZM148 218V217H147ZM154 218V216H153ZM160 218V217H159ZM167 218V217H166ZM179 218V216H178ZM186 218V217H185ZM198 218V217H197ZM201 218V217H200ZM229 218V217H227ZM231 218V217H230ZM13 219V218H12ZM19 219V217H18ZM47 219V220H46ZM58 220V227L56 226V224H54V226L52 225V223H50L49 221L51 220ZM115 218H113L114 220ZM124 219H127L125 218L124 216ZM124 219H121V220H124ZM129 219V220H128ZM128 222L130 223L131 220V217L128 218ZM150 219V218H149ZM148 219V220H149ZM155 219V218H154ZM167 219H170V218H167ZM183 219V218H182ZM199 219V218H198ZM221 219V220H222ZM233 219V218H232ZM241 219V218H240ZM2 220H5V219H2ZM10 220V219H9ZM118 220V219H117ZM126 220V221H127ZM144 220V219H143ZM176 220H177V216H176ZM181 220V219H180ZM185 220V219H184ZM183 220V221H184ZM187 220V219H186ZM200 220V219H199ZM1 221V220H0ZM120 221V220H119ZM147 221V219H146ZM150 221V220H149ZM165 221L167 222V220L165 219ZM170 221V220H169ZM232 220H230V223H231ZM240 221V220H239ZM18 222V221H17ZM56 222V221H55ZM116 222V221H114ZM118 222V221H117ZM160 222V221H159ZM163 222V221H162ZM190 224L192 222V219L189 220ZM197 222V221H196ZM221 222V221H220ZM229 222V220H228ZM6 222H0V246H2V242H4L5 238H6ZM11 223V222H10ZM10 223H7V224H10ZM123 223V222H122ZM121 223V224H122ZM133 223V222H132ZM150 223V222H149ZM187 223V222H186ZM199 223V222H198ZM204 223V222H203ZM226 223V222H225ZM239 223V222H237ZM60 224V225H59ZM120 224V223H119ZM125 224V223H124ZM123 224V225H124ZM154 224V223H153ZM163 224V223H162ZM181 224V222H180ZM189 224V223H188ZM228 224V223H227ZM14 225H16L17 227V224L15 223ZM23 225V226H21ZM123 225H120L121 228ZM129 225V224H128ZM166 225V224H165ZM172 225H175L174 223ZM187 225V224H186ZM243 225V224H242ZM118 226V225H117ZM181 228V225H178L177 226L175 225V227H177V230L180 229L179 227ZM15 227V226H14ZM13 227V228H14ZM15 227V229H16ZM57 227V228H56ZM128 227V226H127ZM132 227V225H131ZM148 227V226H147ZM174 228V226H171ZM187 227V226H186ZM199 227V226H198ZM221 227V226H220ZM12 228V230H13ZM19 228V229H20ZM52 228H56L58 229V231L55 229V231H53V236H52ZM126 228V227H125ZM150 228V227H149ZM170 228V226L168 227ZM206 228V227H205ZM17 229V230H19ZM21 229V230H22ZM53 229V230H54ZM124 229V228H123ZM127 229V228H126ZM147 229V228H146ZM156 229V228H155ZM188 229V228H187ZM176 230V229H174ZM201 230V229H200ZM221 230H223L221 228ZM14 231V230H13ZM122 231V230H121ZM136 231V230H135ZM190 231V230H189ZM18 232V231H16ZM120 232V231H119ZM125 232V231H124ZM128 232V230H127ZM127 232L125 234H127ZM173 232L172 230H170L169 233ZM182 232V231H181ZM223 232V231H222ZM226 232V231H225ZM56 233V234H55ZM122 233V232H121ZM130 233V232H129ZM153 233V232H152ZM179 233V232H178ZM195 233V232H194ZM51 234V235H50ZM70 234V233H69ZM190 234V233H188ZM193 234V233H192ZM224 234V233H223ZM227 234V233H226ZM18 234H14V236H16ZM20 235L22 236L23 234L20 233ZM123 235V233H122ZM121 235V236H122ZM130 235V234H129ZM132 235V234H131ZM150 235V234H149ZM167 235V234H166ZM171 235V234H170ZM13 236V235H12ZM51 236H52V239L54 241V243H51L50 240L51 239ZM115 236V235H114ZM188 236V235H187ZM117 237V236H116ZM125 237V236H124ZM123 237V239H125ZM128 237V235H127ZM131 236H129L130 238ZM179 237V236H178ZM190 237V235H189ZM192 237V236H191ZM13 238V237H12ZM23 238V237H22ZM21 238V239H22ZM118 238V237H117ZM134 235L132 237V240H129L126 241V242H130L128 247H126L127 245H124L126 248H127V252H130V253H134V248L136 246V241ZM144 238V236H143ZM145 238H146V235H145ZM173 238V237H172ZM175 238V237H174ZM184 238V237H182ZM188 238V237H187ZM7 239V238H6ZM14 239V238H13ZM56 239H57V243H60L58 242L59 241V238L57 237L56 235ZM70 239V238H69ZM72 239V238H71ZM119 239V238H118ZM176 239V238H175ZM178 239V238H177ZM37 240V239H36ZM147 240V239H146ZM170 240V239H169ZM173 240V239H172ZM208 240V239H207ZM52 241V242H53ZM186 241V240H185ZM192 241V240H190ZM119 242V241H118ZM124 242V241H123ZM122 242V243H123ZM164 242V241H163ZM237 242V241H236ZM121 243V242H120ZM144 243V242H143ZM166 243V242H165ZM167 243H169L167 241ZM188 243V242H187ZM192 243V242H191ZM215 243V242H214ZM118 244V243H117ZM171 244V243H169ZM183 244H184V241H183ZM186 244V243H185ZM208 244V243H207ZM218 244V243H217ZM235 244V243H234ZM242 244V243H241ZM113 235H112V232L109 228V225L106 227L103 235H102V238H101V242L98 246V249H97V254H98V258L100 260V264H121V261L119 258H121V255L120 253H118L116 250H111V246H113ZM178 245V244H177ZM187 245V244H186ZM123 246V247H124ZM153 246V244H152ZM179 246V245H178ZM177 246V247H178ZM207 246V245H206ZM209 246V245H208ZM249 246V245H248ZM151 247V246H150ZM172 247V246H171ZM174 247V246H173ZM172 247V248H173ZM202 247V246H201ZM218 247V245L216 246V248ZM145 248V247H143ZM162 248V246H161ZM168 248V247H167ZM188 248V247H187ZM205 248V247H204ZM203 248V249H204ZM210 248V247H209ZM212 248V247H211ZM214 248V247H213ZM212 248V249H213ZM119 249V248H118ZM121 249V248H120ZM148 249V248H147ZM189 249V248H188ZM197 249V247H196ZM215 249V248H214ZM213 249V250H214ZM261 249V248H260ZM65 250V249H64ZM194 250V249H193ZM201 250V249H200ZM208 250V249H207ZM47 251V252H48ZM121 251H125L124 248L123 250L121 249ZM169 251V250H168ZM178 251V250H176ZM252 251V250H251ZM44 252V253H45ZM48 252V253H50ZM126 252V251H125ZM173 252V251H172ZM182 252V251H181ZM184 252V251H183ZM197 252V251H196ZM139 253V252H138ZM250 253V252H249ZM46 254V253H45ZM52 253L48 254V255H51ZM125 254V253H124ZM136 254V253H135ZM140 254V253H139ZM147 254V253H146ZM162 254V253H161ZM197 254V253H196ZM199 254V253H198ZM207 254V253H206ZM247 254V253H246ZM57 255V256H56ZM138 255V254H137ZM137 255H136V259H137ZM175 255V254H174ZM192 255V254H191ZM205 255V254H204ZM242 255V254H240ZM128 256V255H127ZM139 256V255H138ZM160 256V255H158ZM188 256V255H187ZM186 256V258H187ZM206 256V255H205ZM204 256V258H205ZM41 257V255H40ZM131 258L134 257L132 254L130 256ZM157 257V256H156ZM59 258V257H58ZM147 258V256H146ZM171 258V257H170ZM178 258V256H177ZM203 258V259H204ZM262 258V257H261ZM60 259V260H61ZM128 259V258H127ZM126 259V260H127ZM210 259V258H209ZM145 260V259H144ZM176 260V259H175ZM206 260V258H205ZM58 261V260H56ZM63 261V260H62ZM78 261V260H77ZM188 261V260H187ZM208 261V260H207ZM127 262V261H125ZM124 262V263H125ZM136 262V261H135ZM134 262V263H135ZM220 262V261H219ZM238 262V261H237ZM64 262H62L63 264ZM69 263V262H67ZM66 262L64 264H67ZM79 263V262H78ZM153 263V262H152ZM189 263V262H188ZM212 263V261H211ZM56 264V263H55ZM61 264V262H60ZM162 264H163V261H162ZM207 264V263H206ZM240 264V263H239Z\"/></svg>", "mask_w": 264, "mask_h": 264}, {"label": "clouds", "instance_id": "clouds-1", "mask_svg": "<svg viewBox=\"0 0 264 264\" xmlns=\"http://www.w3.org/2000/svg\"><path fill=\"white\" fill-rule=\"evenodd\" d=\"M112 214L111 207L98 203L87 192H79L74 197L71 231L74 236L84 235L88 239L95 264H100L97 249Z\"/></svg>", "mask_w": 264, "mask_h": 264}]
</instances>
